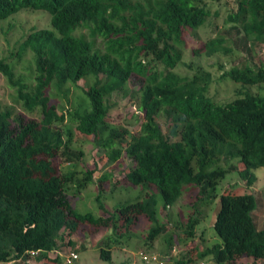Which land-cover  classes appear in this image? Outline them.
Segmentation results:
<instances>
[{
    "label": "trees",
    "instance_id": "16d2710c",
    "mask_svg": "<svg viewBox=\"0 0 264 264\" xmlns=\"http://www.w3.org/2000/svg\"><path fill=\"white\" fill-rule=\"evenodd\" d=\"M234 1L236 9L224 19L233 23L228 35L194 49L196 55L233 48L242 53L222 75L240 88L220 102L210 94L211 72L198 58L187 62L183 47L189 31L197 37L213 23L205 0H0V20L24 9L45 10L52 25L30 27L9 57L0 52V72L14 90L12 105L0 100L1 262L31 264L34 258L38 264H62L60 250L71 244L77 251L78 241L69 238L83 230L90 236L110 231L99 243L101 258L110 262L126 235L119 228L131 232L145 216L150 224L145 244L153 247L162 236L168 248L162 264L200 259L237 264L243 258L252 261L241 264H264V226L258 223L263 208L249 189L255 170L264 167V61H256L264 45V0ZM15 26L10 22L7 29ZM81 29L88 33L76 35ZM229 42L233 46L224 45ZM29 52L33 65L22 78L16 65ZM82 79L88 87L78 94ZM115 93L131 98L138 93L144 119L137 130L110 121ZM160 116L168 122L166 130ZM82 139L101 148L109 164L122 166L124 180L139 189L135 199L112 211L101 202L99 216L72 205L96 181L75 144ZM125 159L131 164H123ZM231 172L247 186L223 191L214 221L220 241L201 249L193 245L197 226ZM112 178V172H103L99 187ZM188 190L197 198L185 222H172L170 212L162 222L159 198L168 212ZM179 245L188 248L175 259L172 251Z\"/></svg>",
    "mask_w": 264,
    "mask_h": 264
},
{
    "label": "rangeland",
    "instance_id": "374dc122",
    "mask_svg": "<svg viewBox=\"0 0 264 264\" xmlns=\"http://www.w3.org/2000/svg\"><path fill=\"white\" fill-rule=\"evenodd\" d=\"M210 7L213 23L212 25H207L199 29L196 34L197 37L189 31L185 35L184 39V49L186 59H197L200 62V66L203 69L211 72L213 76V82L211 84L210 94L215 96L216 101L224 102L230 100L234 97L237 88H240V84L233 82L230 78L222 77L226 70H229L234 64H236L242 56L241 51L233 48L231 52L224 53L220 51L213 55H207L204 53H199L196 55L194 49L201 47L204 43L212 38H217L221 36L228 35V29L233 23H227L224 19L228 14L236 9L234 0H205ZM218 13V15H216ZM50 14L45 10H30L24 9L12 16L0 20V52L2 56L9 57L11 52L17 46V41L23 36L24 33L28 32L29 28L37 25L38 27L51 25ZM14 23L16 25L13 29H7L8 23ZM23 25V27L20 26ZM87 34L88 30L81 29L75 32L76 35ZM98 44H102L101 39H99ZM225 46H233L231 42L224 43ZM103 48V46H102ZM201 51V50H200ZM32 53H28L26 58L28 60H23L21 63L16 65V61H9L12 65H16L17 75L30 73L29 64L32 61ZM264 61V45L262 49L256 53V61ZM29 61V62H28ZM181 73H187L186 67H180L178 69ZM32 80V79H31ZM79 88H76L78 94H83V89L88 87V80L82 79L79 81ZM134 89L138 87L133 85ZM253 89V88H252ZM254 90V89H253ZM14 90L8 83L7 78L0 72V100L5 104H13L12 95ZM138 93L135 94L134 98L130 96H122L120 93H115L112 97L113 112L111 114V122L117 123L119 121L122 124L127 125L131 130L135 131L140 127L143 121V111L139 107ZM138 103V104H137ZM115 116V117H114ZM158 120L161 126L166 130L168 122L166 118L160 116ZM77 148L82 149L85 154L84 166L94 168V179L96 181L90 184L81 194L74 197L72 200V205L78 209L80 212H91L94 216H99L104 212L101 204L107 208L108 211H112L115 205L119 202H124L126 200H133L138 195L139 189L132 188L130 183L124 180L122 174H120L122 166L117 163L109 164L108 157L105 155L103 150L96 146L93 142L82 139L79 143H75ZM130 159H125L123 164H131ZM110 171L113 173V178L109 182L104 183V188L99 187L97 182L98 177L103 173ZM257 175L256 182L249 187L252 191L260 196L262 203L263 213L258 215L259 226H264V167L255 170ZM121 177L119 182L116 179ZM240 186L246 187V183L237 172L228 173L226 178H224L218 186V197L212 206L205 208L209 213V216L204 219L198 226L196 231V237L193 241V245H198L201 249L208 248L214 243L219 242L220 238L214 230V221L216 218V213L219 209L220 196L224 190L228 187ZM197 198L196 192L186 191L180 197V199L172 206L170 211L166 212L163 208L162 199L159 198L158 205V215L160 220L167 221L170 217L169 212L172 214L171 221L182 219L184 222L188 216L192 213V203ZM102 202V203H101ZM122 224V223H121ZM150 227L149 221L145 216H141L137 223L132 227V231L128 232L123 226L118 230V234L124 232L126 235L123 237V242L119 245H115L113 248L112 259L110 262L104 261L100 256L99 243L104 240V238L109 235V230H102L96 234L90 236L88 230H83L79 235L72 236L70 240L78 241L76 252L79 254V258L76 261L67 262L69 252L73 250V246L68 244L63 250H60V255L64 258L62 264H148L146 263L142 256L141 251L152 255L157 254L160 256H165L168 248L163 244L162 236L158 238L153 247H148L145 244L144 238L148 233ZM174 232V229L171 233ZM129 236L130 239L128 238ZM127 240V241H126ZM126 241V242H125ZM84 244V247H81ZM188 247L180 246L177 247L176 251H172L175 259H180L183 254L186 253ZM208 258V257H207ZM252 260L250 258H243L238 261L237 264L249 263ZM264 263V260H261ZM31 264H38V262L32 258ZM190 264H217L211 259H200Z\"/></svg>",
    "mask_w": 264,
    "mask_h": 264
},
{
    "label": "built area",
    "instance_id": "2783aa9c",
    "mask_svg": "<svg viewBox=\"0 0 264 264\" xmlns=\"http://www.w3.org/2000/svg\"><path fill=\"white\" fill-rule=\"evenodd\" d=\"M176 250H177V247H175L173 249V251H176ZM36 254H38V252H33L34 256ZM141 256H142L143 260L148 264H162L163 261H161V258L165 257V256L157 255V254L150 255V254L146 253L145 251H141ZM78 258H79L78 252H76L75 250H72L69 252L67 262L69 263V261H76V259H78ZM0 264H13V261L6 262V263L0 261Z\"/></svg>",
    "mask_w": 264,
    "mask_h": 264
}]
</instances>
